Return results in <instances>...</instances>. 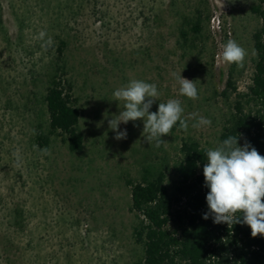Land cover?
Here are the masks:
<instances>
[{
	"label": "rangeland",
	"instance_id": "obj_1",
	"mask_svg": "<svg viewBox=\"0 0 264 264\" xmlns=\"http://www.w3.org/2000/svg\"><path fill=\"white\" fill-rule=\"evenodd\" d=\"M258 1L0 0V264H141L127 181L139 182L145 169L162 164L171 188L183 140L208 149L220 144L235 101V94L224 95L227 82L231 77L244 92L254 71L261 19L251 7ZM199 12L195 33L189 22ZM48 37L52 44L42 47ZM229 39L246 50L243 66L220 58ZM62 43L85 136L78 153L50 134L44 104ZM173 73L195 81L198 99L179 94ZM131 80L157 85L150 112L180 100L188 130L177 122L157 148L138 119L121 123L127 139L116 140L108 121L124 101L113 93ZM200 116L211 125L192 128Z\"/></svg>",
	"mask_w": 264,
	"mask_h": 264
},
{
	"label": "trees",
	"instance_id": "obj_2",
	"mask_svg": "<svg viewBox=\"0 0 264 264\" xmlns=\"http://www.w3.org/2000/svg\"><path fill=\"white\" fill-rule=\"evenodd\" d=\"M251 11L261 19V27L253 35L257 55L254 71L244 92H239L229 78L224 95L235 94V101L219 141L242 134L240 146L247 141L264 155V0L254 4ZM200 20L199 12L196 21L189 22L195 33L201 30ZM181 34L184 38L188 35L183 29ZM64 45L49 74L44 104L50 134L61 136L69 151L78 153L84 149L85 136L63 62ZM37 140L43 146L49 144V138L41 133ZM207 149L197 141L183 140L171 188L166 184V167L162 164L145 169L139 182L127 181L131 189L130 211L138 218L133 234L136 243L144 248L141 264H264V236L253 238L246 224H216L211 215L203 219L209 211V189L203 175Z\"/></svg>",
	"mask_w": 264,
	"mask_h": 264
},
{
	"label": "clouds",
	"instance_id": "obj_3",
	"mask_svg": "<svg viewBox=\"0 0 264 264\" xmlns=\"http://www.w3.org/2000/svg\"><path fill=\"white\" fill-rule=\"evenodd\" d=\"M45 35L42 31L39 38L43 39ZM52 42V38L48 37L42 47L46 48ZM246 55L243 47L229 39L223 46L220 58L226 64L243 66ZM173 76L179 85L180 95L192 100L198 99L195 81L183 78L181 73H173ZM113 96L116 101H124V110L108 121L109 128L116 132L114 138L118 141L127 139V131H120L119 125L138 119L144 122L145 140L149 144L154 142L157 148L167 144L161 137L169 135L177 122L182 130L187 131L189 128L188 120L182 116L184 108L178 99L159 103L156 112L149 111L160 96L155 83L131 80L127 85L116 89ZM197 115L193 114L192 118ZM211 123V120L200 116L191 127L199 129L210 126ZM241 136L242 134L229 136L216 148L206 150L207 163L203 167V175L205 186L209 189L206 195L209 211L203 215V219L207 220L211 215L216 224H246L251 229V236L255 238L258 235L264 236V155L247 141L240 146L238 140ZM39 151L50 155L47 148ZM13 155L19 164V151Z\"/></svg>",
	"mask_w": 264,
	"mask_h": 264
}]
</instances>
